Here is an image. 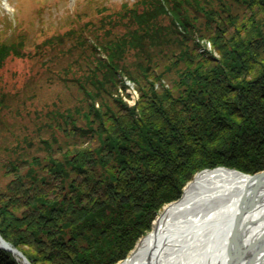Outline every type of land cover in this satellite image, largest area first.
Returning <instances> with one entry per match:
<instances>
[{
	"label": "trees",
	"instance_id": "1",
	"mask_svg": "<svg viewBox=\"0 0 264 264\" xmlns=\"http://www.w3.org/2000/svg\"><path fill=\"white\" fill-rule=\"evenodd\" d=\"M240 1L252 17L245 32L235 29L237 40L224 22L232 19L234 27L240 17L222 0L123 4L102 14L96 29L76 24L46 41L56 47L76 38L72 49L81 47L82 61L63 67L82 92L79 102L64 109L16 106L9 93L0 94V176L7 178L0 234L33 264H117L198 171L264 169V25L256 16L264 0ZM198 13L214 22L207 31L221 59L213 64L182 47L198 32L192 21ZM119 23L124 30H114ZM171 41L179 51L159 72L144 50ZM26 44L24 33L1 41L0 66L24 56ZM135 48L145 57L130 70L124 61ZM124 75L141 93L134 106L117 95ZM0 264L18 262L0 247Z\"/></svg>",
	"mask_w": 264,
	"mask_h": 264
},
{
	"label": "rangeland",
	"instance_id": "2",
	"mask_svg": "<svg viewBox=\"0 0 264 264\" xmlns=\"http://www.w3.org/2000/svg\"><path fill=\"white\" fill-rule=\"evenodd\" d=\"M222 1L229 6V13L240 17L234 26L235 28L231 24V21H233L232 19H226L224 22L228 31L227 35L233 40H237L236 37L232 36L235 35V29L239 27V29L244 30L243 24H245V26L248 25L247 23L252 17V14L247 13L249 11L247 6L240 0ZM136 2L137 0H0V42L17 40L22 33H24L25 39L27 40V48L24 56L9 57L6 63L0 66V94L2 92L9 93L12 102H14L16 106L24 102V104H34L38 107L48 106L53 108L57 106L64 109L70 106V104H72L71 102H79L82 92L77 83L72 79L73 75H66L63 67L67 65V68L69 65L76 62V60L82 61L83 54L81 47L72 49L76 38H66L64 44H60L56 47L48 45L46 41L54 35L64 34L66 31L70 30L72 26H76V24L79 26L80 31L83 29L81 26H86V28L93 27L96 29V27L101 25L102 14H111L115 11H119L123 4L127 3L131 6ZM211 2L212 5L221 4V0H211ZM254 11H257V9ZM256 13L257 20L264 25V6L262 10ZM160 19L164 24H170L169 17L162 15ZM90 20V24L86 25V22ZM192 21L193 24L197 26L198 32L194 34V39L183 41L182 47H187L196 56L197 54L201 55V53H203L204 58H208L210 64L220 60V50L211 40V33L209 35V31H207L214 22H209L205 14L201 13L194 15ZM169 27L171 30L170 25ZM114 30H124V25L119 23L115 26ZM163 41L164 38L162 39V42ZM195 41L198 43L197 51L195 49L197 47ZM147 47V51L144 50V52L147 53L146 58L149 57V60H154V64H151L152 61H149L150 65L152 67L154 66L155 70L162 72L172 58L171 53H174L175 49H177L176 52L179 51L180 46L177 44V41H171L155 46L147 45ZM139 52L138 48H135L127 53L124 62L128 65L130 70H134L140 58L145 57L144 53L139 54ZM203 61H205V59ZM171 76L172 73H164L165 79L163 82L165 83V87L169 86ZM123 83L124 87H119L117 95L122 97L129 106L136 105L141 97L137 85L127 75L123 76ZM159 86L158 82L156 87ZM30 108L35 109V107ZM4 114L8 116L7 120L12 121V114ZM26 118L24 122H28L31 125L28 117ZM51 129L59 132L61 138L64 137L61 127L57 128V126H54ZM218 167H225L252 175L264 171V169H262L254 173H247L237 168L218 165L212 168L202 169L197 173L206 169ZM5 177L6 176L3 175L0 176V187L5 186V181L7 180ZM194 177L190 181H192ZM190 181L184 186L183 193ZM174 201L166 203L158 212L157 216L166 205ZM155 219L152 223V228ZM151 229L148 232H150ZM0 238L13 246V244L6 240L1 234ZM0 247L11 251L18 264H33L17 247L13 246V248L18 250V253L12 251V248Z\"/></svg>",
	"mask_w": 264,
	"mask_h": 264
},
{
	"label": "bare ground",
	"instance_id": "3",
	"mask_svg": "<svg viewBox=\"0 0 264 264\" xmlns=\"http://www.w3.org/2000/svg\"><path fill=\"white\" fill-rule=\"evenodd\" d=\"M235 230L241 204L254 198ZM0 246L18 250L0 238ZM28 264V263H27ZM117 264H264V171L206 169Z\"/></svg>",
	"mask_w": 264,
	"mask_h": 264
},
{
	"label": "water",
	"instance_id": "4",
	"mask_svg": "<svg viewBox=\"0 0 264 264\" xmlns=\"http://www.w3.org/2000/svg\"><path fill=\"white\" fill-rule=\"evenodd\" d=\"M256 200H259V196L258 195H254V198H250V197L246 196V198L243 200V202L241 204L240 212L238 213V217H237V220H236L235 230H234V232L231 235L232 236L231 237L232 240L237 239L236 238L237 227L240 225L241 219H242L243 215L245 214V212L249 209L250 204H252Z\"/></svg>",
	"mask_w": 264,
	"mask_h": 264
}]
</instances>
